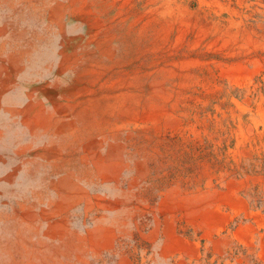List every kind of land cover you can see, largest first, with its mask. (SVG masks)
Returning <instances> with one entry per match:
<instances>
[{"label": "bare ground", "instance_id": "obj_1", "mask_svg": "<svg viewBox=\"0 0 264 264\" xmlns=\"http://www.w3.org/2000/svg\"><path fill=\"white\" fill-rule=\"evenodd\" d=\"M261 49L264 0H0V264H177L184 191L158 211L157 168L206 106V72L232 79L241 57L248 83ZM238 106L237 145L264 125Z\"/></svg>", "mask_w": 264, "mask_h": 264}, {"label": "rangeland", "instance_id": "obj_2", "mask_svg": "<svg viewBox=\"0 0 264 264\" xmlns=\"http://www.w3.org/2000/svg\"><path fill=\"white\" fill-rule=\"evenodd\" d=\"M237 59L230 65L233 80L226 78L227 64L222 74L213 68L206 72L205 86L214 85L205 88L206 106L198 120L191 119L192 131L168 143L170 158L174 155L169 166L157 168V209L165 198L161 194L176 182L184 191L180 202L175 195L171 197L169 216L170 226L175 227L169 238L187 245L171 259L179 264L183 259L187 264H264V125L254 127L251 139L237 145L233 137L237 123L231 118V111L237 115L238 103L246 99L253 112L264 110V49L250 57L248 83L244 82L242 58ZM198 190L201 203L196 200ZM158 219L159 231H164L162 213ZM166 238L159 232L160 244ZM116 259L106 261L114 264ZM129 262L141 264L140 260H126Z\"/></svg>", "mask_w": 264, "mask_h": 264}]
</instances>
